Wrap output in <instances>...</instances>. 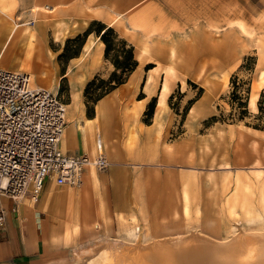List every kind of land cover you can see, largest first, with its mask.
Instances as JSON below:
<instances>
[{
    "label": "rangeland",
    "instance_id": "374dc122",
    "mask_svg": "<svg viewBox=\"0 0 264 264\" xmlns=\"http://www.w3.org/2000/svg\"><path fill=\"white\" fill-rule=\"evenodd\" d=\"M35 4L42 6L44 11L41 10L32 17L31 10ZM35 4L31 7L30 12L22 11L24 13L20 21L10 17L6 9H0V67L11 71L25 72L30 76L34 86L41 87L37 77L44 78L50 85L48 90L57 93L66 106H69L67 109L68 113L71 111L69 116L73 119L76 118L78 126H85L88 120L91 121V124L94 121L98 123L100 129L98 132L101 134L105 132L106 138H108V153L111 150L110 145L114 143L110 137L111 128L108 120L114 94L106 97L110 94L108 93L99 99L105 98L106 103L103 117L97 120L95 118L99 100L95 104L92 101L103 94L106 87L100 84V80H107V74L111 69L108 62L111 63V59L116 54L128 49L130 44L125 40L126 45L120 44L122 39H127L134 44L133 56L134 60L138 62V66L129 77V83L136 80L138 69L142 68L140 71L142 76L150 73L149 70L154 65L145 64L149 60H153L158 67L151 71L160 79L163 75L161 85L164 81L167 84L168 90L163 105L158 104L161 94L160 85L156 104L158 110H167L166 98L170 92V82H181V90L180 88L175 90L168 102L169 109L177 115L176 129L171 138L180 136L184 138L190 134L197 137L200 161H205L208 158L211 160L214 157L217 159L227 158L229 152L232 154L234 152L242 160L239 163L234 161L235 164L230 168L226 161H220L219 164L199 167V169H168L167 171L170 173L165 177V181L159 182L161 184L160 192L156 193L155 185H148L150 188L154 186L149 190L150 208L153 211L150 215L151 228L148 231V236L145 237L143 233L140 235L139 232L137 242H130L133 244L125 245L124 249L138 248L139 246L136 245L139 244L152 246L159 243L161 245L159 249L163 252L169 243L170 249L173 247L176 250L177 244L185 245L188 242L197 246L210 245L216 250H221L226 244L238 245L237 243L240 241L248 242V239H253V236L263 235L264 0H202L197 15L193 14L194 21L192 17L190 20V13L183 15L188 16V21H185V24L189 28L195 27V29L189 33L187 38L180 39L175 35L168 38L163 37L164 40H168L166 45H163L164 42L159 38H149L148 36L140 38L137 35L138 31L144 30V22L150 14L149 5L148 3L144 4V0H110L102 5L93 6L91 7L92 11L99 10L104 13L107 11V6H112L111 16L114 12L117 14L132 7V10L119 20L126 29V35H121L115 27L111 28L122 39L118 38L114 32L113 52L108 59H104L102 62V56L97 60L96 56L94 57L91 53L96 44L94 41L99 37H94L90 33L83 46L73 38L78 36L80 33L78 31L87 25L86 20L89 16L85 15V12L93 14L85 7L86 5L72 11L79 19L72 27L65 28L63 19L68 13V8L62 3V0H38ZM45 5L49 7H43ZM50 6L52 7L50 8ZM114 6L116 7L113 8ZM42 12L46 15H42ZM130 12L131 15H128ZM132 17L134 19L130 20ZM34 19L45 21L42 22V27L39 30L35 29L36 21ZM129 21L131 26L128 25ZM236 21H242L243 27ZM12 22L18 25L28 23L34 29L32 32L35 37L28 41L23 37L10 39L8 28ZM97 24H92V31L97 29ZM154 27H156V31L161 29L158 26ZM21 29L22 27L19 28V30ZM162 32L164 31L161 30L159 33ZM175 34L181 37L183 31L176 28ZM99 41L101 42L100 38ZM5 43L7 46L2 52ZM101 44L104 50L105 46L102 42ZM90 45H92V49L86 56V46ZM143 48L146 53H142ZM138 52H140L138 58L145 55L142 61L136 59ZM94 54L96 55V53ZM194 61H196L195 66H199L198 69H194ZM85 63H90L92 69L89 70ZM99 65L100 74L87 81L90 74L98 69ZM94 79V85L85 94L88 83ZM152 79L153 77L148 75L146 83H150ZM200 97H202L201 101L190 110L191 104ZM236 97L242 99L243 108L239 107L240 104ZM189 98L190 100H187ZM137 103L140 102L137 101ZM147 108L148 106L145 110L146 116H143V121L146 123L151 116ZM91 111H94V116L88 118ZM241 117L242 119H240ZM253 129L259 132L256 133ZM70 139L71 137L67 139L66 147L73 144ZM245 157H253V159L252 161H243ZM120 174L121 176L116 182L109 183L103 188L107 189V197H102V203L96 201L94 195L92 196L96 214L103 220L107 228L105 234L97 222L94 223L91 230L88 227L83 228L78 223L74 225L71 221L63 223L66 224L64 227H67L65 229L68 230L69 235L56 244L61 243L67 246L73 238L78 237V240L69 248L70 260L62 264H68L71 260L76 259V254H80L81 251L93 249L95 254L116 241L118 243L120 240V242H125L122 241L120 222L118 231L114 232L113 221L107 224L104 219L107 212L111 214L112 207L120 208L123 211L129 210L128 198L124 195V189L130 180V175L126 171H120ZM153 177L157 180L160 179L157 174ZM146 179L150 180L151 176L147 175ZM109 187L113 191V206L108 193ZM79 188L81 189V187ZM56 189L61 190L60 195H53L58 204L55 207L54 215L59 217L58 214L63 212L60 209L62 206L61 196L66 188L55 187ZM88 203L90 204L89 200L84 204L88 206ZM163 207H166L169 213L167 220L162 218ZM84 211L88 219V212L85 209ZM133 219L137 220L131 216L132 221ZM123 222L130 226L128 222ZM86 225H90L89 219ZM134 225L138 224L133 223ZM57 230L58 233L63 234L61 233L63 226ZM83 234L84 236H82ZM240 243L242 244V242ZM245 250L243 248L244 256L250 259V249H247L246 253ZM92 256H81L79 261L81 264H87Z\"/></svg>",
    "mask_w": 264,
    "mask_h": 264
},
{
    "label": "crops",
    "instance_id": "0c3cea01",
    "mask_svg": "<svg viewBox=\"0 0 264 264\" xmlns=\"http://www.w3.org/2000/svg\"><path fill=\"white\" fill-rule=\"evenodd\" d=\"M36 1L38 0H0V9H6L10 17L20 21L21 18H23L24 12L22 11L27 10L30 12L31 7ZM108 1L110 0H62V3H64L68 8V13L63 19L64 27L70 28L75 22L78 21L79 18L72 12L75 8L86 5L85 7L92 11L91 7L102 5ZM201 1L202 0H144V4L148 3L149 5L150 14L146 17L144 22V30L138 31L137 35L140 38H146L147 36L149 38H159L164 42L163 45H166L168 41L163 39L165 36L168 38L169 36L175 35L180 39L187 38L189 33L193 31L195 27L189 28L185 24V21H188V16L183 15H188V13H190V20L191 17L193 20V14L195 13V15H197ZM52 6L56 7L58 5ZM52 6H50V8ZM43 7L48 8L49 6L45 5ZM111 7L112 6H107L106 13L103 11L100 12L99 10L92 11L93 14H86L85 12V15L89 16L86 20L87 25L85 28L79 30L78 32L80 33L78 34L82 35L89 28H91L94 22L104 27H108L110 26L109 23L113 19L112 16L119 15V19L115 24L117 25V28L115 25H111L110 28L115 27L117 30H119L118 32L121 35H126V29L119 22V20H121L126 13L131 11L132 7L131 9L123 10L117 14L114 12L112 16L110 15ZM115 7L116 6L113 8ZM128 15H131V12ZM28 18L30 20V14L28 15ZM133 19L134 17H132L130 20ZM236 22L243 27L242 21ZM121 25L123 30L120 32ZM128 25L131 26L130 21L128 22ZM154 26H158L161 28L160 31L163 30L164 32L159 33L160 31H156V27ZM170 27L172 28L169 30ZM176 28H178L179 31H183V35L181 37H179L178 34H175ZM91 33L94 37H99L95 31L91 30ZM117 35L118 38L122 39L119 34ZM86 38L87 37H85L82 46L86 42ZM122 40L128 42L134 49V44L131 41L127 39ZM98 41L99 38H96L94 41L96 44L91 53L94 57L96 56L95 59L97 60H99L102 56V62V60L105 59L104 50L101 42L99 41V43ZM97 42L99 45H97ZM94 53H96V55ZM139 54L140 52H138L136 59L138 61H142L145 55L141 58H138ZM195 63L196 61L193 62L194 69H198L199 66H195ZM85 64L89 70L92 69L90 63ZM147 64L154 65V67L151 69L158 67V65L153 60H149L145 65ZM108 65L111 67V69L109 71L110 73L107 74V79L114 71V67L110 62H108ZM99 68L100 65L98 69L90 74V78L87 81H90L95 75L100 74L98 71ZM141 69L136 71L137 77L133 83H129L130 74L125 83L117 86L114 90L109 92L110 94L106 96L108 97L114 94L113 102L110 106V114L108 115L109 125L111 128L110 137L114 140V143L110 145V153L107 151L108 138H106V133L104 132V134H101L102 140L100 136H97V138H99L101 141L102 150L108 163L110 161V168L108 167L106 171H97L92 167H88L84 171L81 189L79 188V190L70 189L71 187L67 188L68 186H56L51 179H46L38 195L34 196L30 187L28 188L24 198L19 202H14L7 196L0 195V212H3V224L0 225V264H62L69 261V248L76 242V240H78V237L73 238L71 243L66 246L61 243L56 244V242H51V233H56V235L60 234L58 233L57 229L63 226V232H61L63 234L60 235H62L63 238L67 237L69 232L67 229H65L67 227H64L66 224H63L67 221H71L74 225L78 223L82 225L83 228L88 227L89 230H91L94 223L97 222L100 224L99 227L104 233L107 228L104 225L103 220H101L96 214L92 196L94 195L96 201L98 202H101L102 197H107V189L103 188H105L109 183L116 182L121 176L120 171H126L130 175V180L124 189V195H126L128 198L129 210L123 211L120 208L116 209L115 207H112L110 209L111 214L108 212L106 213V217L104 218L105 222L109 224V222L112 223L113 221L112 226L114 232L118 231L120 222L121 234L123 235L122 238L124 237L123 229L125 228V225L122 224L123 221L128 222L130 227L136 226H133V223L138 224L136 226V228L139 229L138 233L140 232V235L143 233V235L146 237L148 236V231L151 228L150 215L153 211L150 208L149 190L154 187L153 186L150 188L148 185H155L156 188L154 189H156V193L160 192V183L164 182L165 177L168 175V173H170L167 171L168 169H199V167L219 164L222 161H226L230 168L235 164L234 161H237L238 163L242 161L238 155H235L234 152V155L232 152H229L227 158L224 157L217 159L214 157L211 160L208 158L205 159V161H200L198 147L199 139L197 137H193L190 134L184 138L180 136L178 138L172 139V134L176 129L177 115L169 109L168 102L172 98L175 90L178 88L181 90V82H170V92L166 98L167 110H158L156 104L163 75L160 79L156 77L154 72L150 69V73L142 76L140 74ZM148 75L153 77L150 83H146V78ZM102 99V101H98L97 106H101L104 114L106 100L105 98ZM153 99L155 101V107L153 108L148 123H146L143 121V116H146V106H148V104ZM201 99L202 97L196 99L191 104L190 110L192 107L198 104ZM187 100H190V98ZM137 101L140 103H137ZM93 116L94 111L92 112L90 118ZM67 125L68 124H66V126ZM253 131L256 133L259 132L258 130L254 129ZM72 132L74 134L73 138L71 137L73 144L68 145V147H65L64 149L61 147L60 143V149L64 153L72 156H94L96 141H94V152H89L84 134L77 132L75 126L72 127ZM252 159L253 157H245L243 161H252ZM92 173L95 174L97 183H94L95 181L93 179L88 182V175ZM155 174H157L160 179L157 180L155 177H153ZM147 175L151 176L150 180L146 179ZM55 187L58 189L66 188L63 196H61L62 206L60 209L63 212L58 214L60 215L59 217H55L54 215L56 210L55 207H57L58 204L56 203V197L53 195H60L61 190H55ZM108 193L113 206V191L111 187L108 188ZM87 200L90 201L88 206L84 204ZM163 208L164 210L161 211L162 218L167 220L169 213L166 210V207ZM84 209L88 212V219L90 223L89 226L86 225L88 219ZM79 216L81 217L79 218ZM131 216H134L137 220L133 222L131 220ZM163 228L165 229V227ZM82 236H84V234ZM85 236H88V234H85Z\"/></svg>",
    "mask_w": 264,
    "mask_h": 264
},
{
    "label": "built area",
    "instance_id": "2783aa9c",
    "mask_svg": "<svg viewBox=\"0 0 264 264\" xmlns=\"http://www.w3.org/2000/svg\"><path fill=\"white\" fill-rule=\"evenodd\" d=\"M66 124V104L57 93L34 86L25 72L0 67V195L19 202L27 188L38 195L46 179L74 188L88 167L108 169L99 138L92 157L60 149Z\"/></svg>",
    "mask_w": 264,
    "mask_h": 264
},
{
    "label": "bare ground",
    "instance_id": "6f19581e",
    "mask_svg": "<svg viewBox=\"0 0 264 264\" xmlns=\"http://www.w3.org/2000/svg\"><path fill=\"white\" fill-rule=\"evenodd\" d=\"M41 10H43V9L40 6L35 5L31 10V16L33 17L34 15H36V13L40 12ZM42 15H46V13L42 12ZM118 19H119V15H115L109 25L110 26L115 25L117 23ZM34 20L36 21V19H34ZM42 22H45V21L43 19H41L40 21L35 22V29L36 30H39L42 27ZM110 26H108L107 28H110ZM116 26L117 25H115V27ZM20 27H22L21 30H19ZM112 27H114V26H112ZM120 27H121V30H120V32H121L123 30L122 25ZM9 28H10L9 29L10 30L9 31L10 32L9 33L10 39H12V38L17 39V38L23 37V38L27 39V41H28L31 38L35 37L34 33L32 32V30H34V29H32L28 25V23H25L23 25H18L15 22H12V25ZM241 30H243V29L241 28ZM92 44H93V42H92ZM5 46H7L6 43L2 47V52L4 51ZM143 47L146 48V46H143ZM91 49H92V45L86 46V51H85L86 56L89 54ZM142 53H146V50L144 48L142 49ZM37 80H38V83L40 84L41 88L47 89V90L50 89V85L48 84V82L44 78L37 77ZM167 90H168V87H167L166 82L164 81L161 85V94H160V99H159V103H158L159 105L164 104V97L166 96ZM66 108L69 109V106H66ZM68 111L69 110H67V124L68 125L65 127V130H64L63 140L61 142V147L65 149L66 141H68L67 139L69 137L73 138L74 134L72 132V127L75 126L77 129V132L84 134V136L86 137V143L88 146V151L94 152L93 149H94V141H96L95 138H97V136H100V138L102 140L101 133L98 132V131H100L98 123H96L93 120L94 123L91 124V121L88 120L87 121L88 123L85 126H78L76 124V121H77L76 118L73 115L72 116L75 119L70 117L69 115H70L71 111L69 113H68ZM102 115H103V109L101 108V106H97L95 119L97 120V119L101 118ZM88 177H89L88 182H90V180L93 179L95 181L94 183H97V179H96V176L94 173L89 174ZM79 187H81V185L78 187H74V188H70V187H67V188L77 189ZM27 190H28V188H27ZM27 190H26V192H27ZM26 192H25V194H26ZM25 194H24V196H25ZM24 196L22 197V199L24 198ZM133 221H135V220L133 219ZM122 223L124 224L125 222H122ZM124 225H125V228L123 229V234H124L125 238H122L123 239L122 241H125V242H120L121 241L120 240L119 243L121 245L116 241L113 244H111L109 247L104 248V249L102 248L99 252H96L95 254H94L93 249L81 251L80 254H76V256H77L76 259L71 260L70 262H68V264H81L79 259H81V256H84V255H87V256L93 255L91 257L90 262H88L87 264H264V234L263 235H256L255 237L253 236V239L252 238L248 239V242L247 241H240V242H242V244L240 242L237 243L238 245H236L234 243H231L228 245L226 244L224 247H222V248L220 247L221 250H216V249L212 248L210 245L204 246L202 244L203 246L202 245L197 246V245H192V244L186 242L187 244L185 243V245L177 244L176 250L173 249L172 246L171 247L173 250L170 249V247H169L170 243H169L168 244L169 246L166 245L167 247L165 248V251L162 252V251H160L161 249H159L161 247V245H159V243H158V245H152V246L151 245L146 246L144 244H139V245H136V246H139L138 248L133 247L131 249L130 248L124 249L125 245L128 246V244H133L130 242H137V240L139 238L138 229L136 227L130 228V226H128L127 224H124ZM62 238H63V236L56 235V233L55 234L51 233V242H54V243L59 242ZM245 238L247 239L248 237H245ZM116 243H118V244H116ZM243 248H244V250H245V248L250 249V251H251V253H250L251 258L250 259H248V258H246V256H244ZM246 250H245V253H246ZM249 261H250V263H249Z\"/></svg>",
    "mask_w": 264,
    "mask_h": 264
},
{
    "label": "trees",
    "instance_id": "16d2710c",
    "mask_svg": "<svg viewBox=\"0 0 264 264\" xmlns=\"http://www.w3.org/2000/svg\"><path fill=\"white\" fill-rule=\"evenodd\" d=\"M96 23V22H94ZM98 27L95 30L96 34L99 36L101 42L104 44L105 49H104V57L105 59H108L110 57V54L113 52V35L114 31L111 28H106L100 24H97ZM101 29V30H100ZM91 33V28H89L86 32H84L82 35H79L75 37L74 41L80 42L82 44L83 39L87 37L88 34ZM121 45H126L124 40L120 41ZM120 54V55H119ZM116 54L112 59H111V64L114 67V71L110 74L109 78L104 81L100 80V84L105 86V90L103 94L97 96L92 103H96L101 97L104 95L108 94L112 90H114L117 86L123 84L126 82L128 76L135 70L137 67V62L134 60L133 56V47L128 46V49L122 51V53ZM123 55V56H122ZM122 56V57H121ZM95 79L92 80L91 82L88 83L86 89H85V94H87L88 89L94 85ZM233 84V82H232ZM235 95V94H233ZM236 100L240 104V108H243L244 103H242V99L239 97H236ZM154 107V99L149 103L148 105V112L152 113ZM92 115V111L90 114H88V117L90 118ZM242 119V117L240 118ZM257 129V127H254Z\"/></svg>",
    "mask_w": 264,
    "mask_h": 264
}]
</instances>
